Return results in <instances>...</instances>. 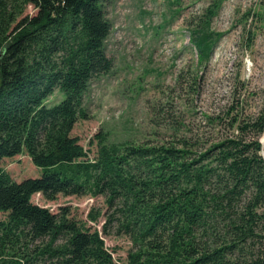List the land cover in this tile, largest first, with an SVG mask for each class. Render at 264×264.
Here are the masks:
<instances>
[{
	"label": "trees",
	"instance_id": "trees-1",
	"mask_svg": "<svg viewBox=\"0 0 264 264\" xmlns=\"http://www.w3.org/2000/svg\"><path fill=\"white\" fill-rule=\"evenodd\" d=\"M29 4L36 14L21 16ZM104 5L0 0V212L6 214L0 219V264H117L97 228L70 216L68 207L53 213L33 203L35 193L47 200L103 196L109 209L103 231L116 224L131 242L122 264H264L258 140L264 108L246 115L236 98L227 111V117L234 111L226 123L230 131L215 142L180 136L137 144L95 134L97 151L90 158L71 135L87 118L89 81L112 67L104 48L111 29ZM218 7L213 1L191 21L198 63L213 49L207 28ZM241 17L254 21L244 26L249 48L262 26L264 0ZM56 89L64 98L47 104ZM22 153L41 171L16 181L1 162ZM98 215L90 210L88 220L96 222Z\"/></svg>",
	"mask_w": 264,
	"mask_h": 264
},
{
	"label": "rangeland",
	"instance_id": "rangeland-1",
	"mask_svg": "<svg viewBox=\"0 0 264 264\" xmlns=\"http://www.w3.org/2000/svg\"><path fill=\"white\" fill-rule=\"evenodd\" d=\"M213 1L105 0L111 29L104 48L112 67L89 81L83 94L87 118L79 119L71 131L90 158L97 151L95 134H103L109 142L137 144L180 136L215 142L230 131L226 123L234 111L228 117L227 111L236 98L243 101L246 115L264 108V17L249 48L243 32L252 18L245 23L241 17L260 0H217L219 7L207 28L213 49L198 63L190 42L196 26L191 23ZM36 12L29 4L21 16ZM63 98L56 89L47 104ZM1 166L16 181L37 177L41 171L25 153L3 159ZM31 201L53 213L68 207L70 216L99 230L117 264L125 261L131 242L118 233L116 224L103 231L109 213L103 196L58 194L47 200L35 193ZM90 210L99 211L96 222L88 220Z\"/></svg>",
	"mask_w": 264,
	"mask_h": 264
},
{
	"label": "built area",
	"instance_id": "built-area-1",
	"mask_svg": "<svg viewBox=\"0 0 264 264\" xmlns=\"http://www.w3.org/2000/svg\"><path fill=\"white\" fill-rule=\"evenodd\" d=\"M263 136L260 138V140H259V142H260V144H261V150H260V155H261V157H262V159H263V161H264V129H263Z\"/></svg>",
	"mask_w": 264,
	"mask_h": 264
}]
</instances>
